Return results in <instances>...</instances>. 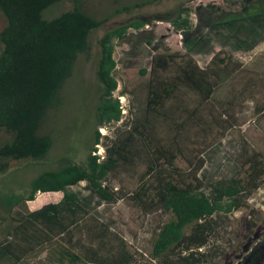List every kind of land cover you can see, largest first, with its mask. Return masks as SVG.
Segmentation results:
<instances>
[{
    "label": "trees",
    "instance_id": "16d2710c",
    "mask_svg": "<svg viewBox=\"0 0 264 264\" xmlns=\"http://www.w3.org/2000/svg\"><path fill=\"white\" fill-rule=\"evenodd\" d=\"M161 1L136 3L115 14ZM85 2L0 0V135L9 138L0 144V173L14 164L46 161L54 147L53 132L45 131L48 120L62 105L64 91L81 60L91 59L92 34L113 16L99 18ZM66 3L70 6L58 9ZM258 18L264 22V4ZM170 22L176 32L191 28L185 11ZM143 27L142 23H129L105 31L97 40L98 96L87 156L79 163L65 157L57 168L38 174L27 195L4 197L0 264H137L127 243L108 224L93 217L89 203L71 189L86 182L99 199L115 202V191L104 183L125 163L132 164V153L126 149L129 144L139 151L144 165L141 185L131 198L145 213L167 217L153 239L151 252L153 259H166L164 264L201 263L204 254L195 253L192 247L206 245L210 229L206 221L219 212L246 207V201L263 185L264 161L259 153L246 156L242 174L206 185L198 177L205 164L203 151L197 149L190 157L183 151L181 136L187 129L209 130L210 122L221 117L210 109L211 120L207 121L204 105L222 82L233 77L238 65L219 53L205 68L188 54H155L142 116L128 137L117 138L106 148L103 161L94 155L102 139L99 129L122 118L119 99L114 96L118 88L113 75L117 66L114 42L125 38L131 28ZM187 93L197 96V106H189ZM181 157L188 163L187 173L177 167ZM38 193H62V198L30 210L28 203ZM189 227L191 232L186 234ZM169 255L177 260H169Z\"/></svg>",
    "mask_w": 264,
    "mask_h": 264
},
{
    "label": "rangeland",
    "instance_id": "374dc122",
    "mask_svg": "<svg viewBox=\"0 0 264 264\" xmlns=\"http://www.w3.org/2000/svg\"><path fill=\"white\" fill-rule=\"evenodd\" d=\"M146 1L86 0L85 6L99 18L113 16L92 34L91 59L81 60L75 77L64 91L62 105L48 120L45 131L53 132L55 140L48 159L40 163L14 164L0 173V212L6 195H27L33 179L43 170L57 168L65 157L77 163L86 158L98 96L96 42L105 31L129 23H142L144 27L131 28L125 38L114 42L117 66L113 75L118 82L114 96L123 97L126 114L122 113L119 122L99 129L100 135L103 129L105 136L99 146H95L96 152L101 151L106 158V148L111 147L115 139L128 137V132L142 116L155 54L166 51L188 54L205 68L219 53L221 57H230L229 63L238 65L231 73L233 77L222 82L212 100L204 105L203 117L207 121L211 120L207 114L210 109L221 117L218 122H210L209 130L201 131L196 126L194 133L187 129L181 136L183 151L189 157L196 155L197 149L203 151L201 158L205 164L198 177L206 185L242 174L241 164L246 156L259 153L264 161V22L256 19L264 0H162L133 12L115 14L117 10ZM69 6L66 3L58 9ZM182 11L189 13L191 28L176 32L170 21ZM187 97L191 108L198 105L195 94L187 93ZM8 139L0 135V144ZM126 149L132 153V164L125 163L104 183L115 191V202L99 199L86 182L71 189L89 203L93 217L108 224L111 231L127 243L137 264H164L166 259H153L151 252L153 239L167 217L159 212L145 213L131 198L141 185L144 165L134 145L129 144ZM177 167L188 172L184 157L178 159ZM60 198L62 193H38L28 206L37 210ZM206 222L210 226L206 245L202 252L192 247L195 253L205 256L199 264H264V183L246 201V207L230 213L219 212ZM190 232L191 227L185 230L186 234ZM169 260L177 258L169 255Z\"/></svg>",
    "mask_w": 264,
    "mask_h": 264
},
{
    "label": "built area",
    "instance_id": "2783aa9c",
    "mask_svg": "<svg viewBox=\"0 0 264 264\" xmlns=\"http://www.w3.org/2000/svg\"><path fill=\"white\" fill-rule=\"evenodd\" d=\"M119 103H120V109H121L122 113L126 114L123 97L119 98ZM101 132H102V136H105V133H104L103 129H101ZM99 144L97 146H99ZM94 155H97L99 157V161H103L105 159V156L103 155V153L101 151H99V152L95 151ZM199 250L202 252V250H203L202 247Z\"/></svg>",
    "mask_w": 264,
    "mask_h": 264
},
{
    "label": "crops",
    "instance_id": "0c3cea01",
    "mask_svg": "<svg viewBox=\"0 0 264 264\" xmlns=\"http://www.w3.org/2000/svg\"><path fill=\"white\" fill-rule=\"evenodd\" d=\"M60 200H61V198H60ZM60 200H58V201H60ZM58 201H57V202H58ZM30 210H31V209H30Z\"/></svg>",
    "mask_w": 264,
    "mask_h": 264
}]
</instances>
